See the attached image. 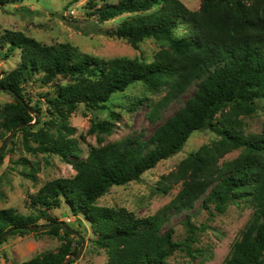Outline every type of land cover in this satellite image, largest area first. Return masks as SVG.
<instances>
[{"label": "trees", "instance_id": "16d2710c", "mask_svg": "<svg viewBox=\"0 0 264 264\" xmlns=\"http://www.w3.org/2000/svg\"><path fill=\"white\" fill-rule=\"evenodd\" d=\"M17 1L21 0H0V8ZM97 4L90 2L92 8ZM124 13L134 15L106 34L135 47L146 38L160 41L162 46L152 60L141 56L104 59L71 43L45 44L19 30L2 34L3 54L10 56L17 49L21 54L17 66L0 79V90L14 96L2 109V127L10 132L20 126L16 130L25 135L29 150L59 155L76 174L44 183L30 195L28 214L12 207L0 209V239L9 231L10 235L45 232L58 236L64 242L57 251L43 252L20 264H62L77 252L70 226L50 213L64 200L74 215L90 223L93 243L106 250L107 264H168L177 250L193 256L191 245L198 240L199 230L188 220V235L176 241L173 228L163 230L168 211L191 209L203 198V206L211 212L212 207L224 212L234 202L252 206V215L224 264H264V133L247 134L244 128L245 116L257 110V99L264 98V0H201L195 10L182 0H119L88 15L104 22ZM179 24L187 26V35L176 34ZM60 77L69 81L61 83ZM30 81L55 87L53 94L45 93V101L57 133L31 128L35 115L26 92ZM194 82V95L147 139L91 146L84 158L78 141L68 135L74 131L69 117L81 104L90 110L102 109L115 93L135 83L152 92L167 88V95L152 106L150 117L155 120ZM114 127L113 120H97L90 132L110 133ZM201 130H211L218 138L190 152L162 177L163 191L181 183L166 207L140 218L126 207L97 204L114 185L138 181L161 160L179 153L191 135ZM29 135L40 144L29 145ZM236 149H241L236 157L221 162ZM4 154L1 148L0 157Z\"/></svg>", "mask_w": 264, "mask_h": 264}, {"label": "rangeland", "instance_id": "374dc122", "mask_svg": "<svg viewBox=\"0 0 264 264\" xmlns=\"http://www.w3.org/2000/svg\"><path fill=\"white\" fill-rule=\"evenodd\" d=\"M91 1L21 0L10 3L0 8V38L8 30H19L45 44L71 43L84 53L104 59L140 56L147 60L154 58L162 46L160 41L146 38L135 47L125 39L106 34L107 30L116 28L134 13H124L108 21L98 22L95 16H89L88 13L107 3L116 4L119 0H94L98 3L94 8L90 6ZM182 1L193 10L201 5V0ZM187 33V26L179 24L176 27L177 35L184 36ZM5 50L6 47L3 48L0 44V79L17 66L21 56L19 49L10 56L3 54ZM59 81L67 83L69 79L60 77ZM196 89L197 83L194 82L185 93L170 101L157 118L152 120V106L167 95L168 89L162 88L152 92L144 84L135 83L124 92L115 93L102 109L90 110L84 104L79 105L69 117V125L74 131L68 135L78 141L81 156L84 158L87 157L91 146L128 138L147 139L157 126L194 95ZM48 91L53 94L55 87H41L34 81L28 82L26 86L28 97L32 99L28 101L35 115L31 125L35 132L44 129L57 133V126L49 122L52 114L45 101V93ZM13 100L12 94L0 90V149L5 153L0 157V209L12 207L20 213L28 214L32 210L30 195L37 193L47 181L74 176L76 170L57 154L29 150L23 132L4 130L1 124L2 109ZM256 104L257 110L244 118L247 134L264 133V98L257 99ZM114 112L118 113L117 118L112 115ZM105 119L115 122L112 132H90L93 122ZM27 138L32 147L40 144L33 135ZM217 138V134L211 130L195 131L179 153L161 160L155 167L145 171L138 181L114 185L97 200V204L126 207L140 218L157 213L173 201L181 188V183L171 186L169 184L167 191H163L162 177L176 169L190 152ZM240 152L241 149L229 152L221 162L236 157ZM211 209L213 212L203 206L201 198L191 209L178 211L171 208L168 211L163 230L173 228L176 241L184 240L188 235V220L199 227L198 240L191 245L193 256L187 250H177L168 258V264L225 263L231 254L233 243L240 238L241 231L249 221L253 208L244 202H234L221 213L214 211L213 207ZM50 213L58 220L65 221L72 229L70 237L77 249L75 254L82 250L78 259L72 257L66 264H107L106 250L93 243L95 235L90 223L82 215H74L64 200L60 207L52 208ZM61 233L64 234V231ZM63 242L62 238L45 232L10 235L0 244V264H20L43 252L57 251Z\"/></svg>", "mask_w": 264, "mask_h": 264}, {"label": "water", "instance_id": "95a60500", "mask_svg": "<svg viewBox=\"0 0 264 264\" xmlns=\"http://www.w3.org/2000/svg\"><path fill=\"white\" fill-rule=\"evenodd\" d=\"M18 127H20V126H18ZM18 127H17V128H18ZM17 128H15V129L13 130V132H15V130H16ZM28 228H29V229H35L36 226H34V227H28ZM10 234H11V231L5 233V234L1 237L0 242L3 241V240H5L8 236H10ZM83 245H84V244H83ZM81 252H82V250H81L79 253H77V254H75V253H73V252L70 253V254L68 255V257H66V258L63 260V263H62V264H66L68 261L71 260L72 257H73V259H78V258L81 256Z\"/></svg>", "mask_w": 264, "mask_h": 264}]
</instances>
